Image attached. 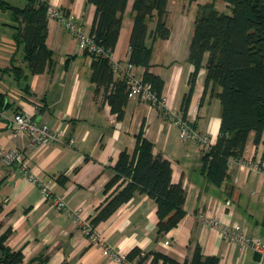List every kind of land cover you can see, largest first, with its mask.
Returning <instances> with one entry per match:
<instances>
[{"label": "crops", "instance_id": "0c3cea01", "mask_svg": "<svg viewBox=\"0 0 264 264\" xmlns=\"http://www.w3.org/2000/svg\"><path fill=\"white\" fill-rule=\"evenodd\" d=\"M46 3L90 32L95 6L88 0ZM198 4L202 3L168 0L165 22L170 35L152 43L149 72L163 81V106L127 97L118 117L103 99L104 88L96 90L90 81L91 57L78 50L76 40L56 19L47 20L45 41L53 61L43 73L30 75L22 47L14 38L17 24L10 9L24 7L26 0H0V237L6 234L5 247L22 251V264H38L42 258L44 264H122L106 256L105 247L120 257L138 247L183 263L191 259L195 246L204 257H217L218 264H264L250 248L222 238L210 224L215 220L220 226H237L250 238L264 234V130L257 144L255 132L248 133L242 156L229 160L224 181L215 187L202 170L203 146L182 140L176 124L183 119L197 134L208 137L210 146L217 141L220 105L209 91L203 96L204 69L198 72L186 110L183 106L194 71L188 53ZM131 28L128 7L110 55L112 62L124 65L128 61ZM147 42L151 44L149 38ZM12 64L24 69L21 78L10 73ZM133 73L142 77L143 69L135 67ZM122 76L119 73L114 79ZM18 112L61 131L62 143L40 146L25 134L14 136L12 118ZM141 129L153 155L170 162L172 183L182 184L185 214L171 230L158 234L155 201L136 192L94 227L92 240L82 224L103 205L112 168L120 152L133 153ZM69 140L74 141L72 146ZM9 152L21 153L28 172L50 183L55 197L64 201V209L42 200L39 187L16 164L6 162L4 155Z\"/></svg>", "mask_w": 264, "mask_h": 264}, {"label": "trees", "instance_id": "16d2710c", "mask_svg": "<svg viewBox=\"0 0 264 264\" xmlns=\"http://www.w3.org/2000/svg\"><path fill=\"white\" fill-rule=\"evenodd\" d=\"M221 1L229 13L215 8L214 3L218 0L197 5L188 53V62L194 66V71L189 81V92L183 101L186 110L198 72L204 69L203 96L209 91L210 98L217 99L220 105L217 141L207 149L202 148L201 160L203 173L215 187L224 181L229 160H238L242 156L248 133L255 132L257 144L264 130V0ZM88 2L95 6V16L87 34L102 52L83 54L92 59L90 81L96 90L104 88L103 99L111 111L121 117L127 100L128 77L122 73L121 78L114 79V75L119 73L113 72L110 55L117 44L128 7L132 28L126 63L143 69V83L149 84L157 99L161 100L163 81L150 73L149 68L152 43L170 35L165 22L168 0ZM47 6L46 2L26 0L22 8L10 7L13 22L17 24L14 26V38L22 47L30 75L43 73L53 61V53L45 45ZM6 71L8 69L2 72ZM9 71L19 79L24 69L12 64ZM25 91L29 94L28 88ZM1 99L0 107L3 106ZM186 124L194 130L193 125ZM112 172L104 188L105 201L90 220L92 229L107 220L136 192L146 193L155 201L158 234L171 230L184 216L185 191L182 184L172 183L170 162L161 155H153L152 144L144 137L142 129L136 136L133 153L120 152ZM5 237L6 234L0 237V264H22V251L5 247ZM123 259L132 264H218L219 261L217 257H204L199 246H195L191 259L183 263L160 252H144L138 247L131 249ZM44 262L45 258H42L38 264Z\"/></svg>", "mask_w": 264, "mask_h": 264}, {"label": "built area", "instance_id": "2783aa9c", "mask_svg": "<svg viewBox=\"0 0 264 264\" xmlns=\"http://www.w3.org/2000/svg\"><path fill=\"white\" fill-rule=\"evenodd\" d=\"M38 1L46 2V0ZM46 15L48 19H56L57 21L62 23L66 31H68V33L76 40L77 48L80 52H87L89 54H99L102 52V50L95 45L93 39L83 31L81 26L74 21H71L64 13H61L51 6H47ZM112 68L114 73H124L127 75V97L140 98L142 100L150 102L152 105H159L160 108L163 106L162 98L161 100L157 99L155 93H153L151 90V86L147 83H143L142 77L136 76L133 73V70L135 68L133 65L128 63L123 65L119 62L114 61L112 62ZM12 123L15 125L14 136L17 134H25L30 138V141L36 145L46 146L50 144L62 143L61 131L50 129L47 125L36 121L34 117L27 113H16L12 118ZM186 123L188 122L182 119H178L176 121V124L180 130L181 139H192L201 144L204 149H207L210 145L208 137H206L205 135L197 134ZM73 144V140L68 141L69 146H72ZM4 156L7 163L16 164L19 169L18 171H20V173L23 174L30 183L39 187L42 200L50 202L52 207L57 210H62L65 208L64 201L59 197H55V195L53 194L50 183L44 182L28 172L21 153L9 152ZM227 205L228 203H226V206ZM210 224L219 229V233L222 238L234 241L240 247L250 248L259 257V259H264V234L262 235V237L250 238L246 236L242 229L237 226H234L232 228L228 226H220L219 222L215 220H210ZM82 228L86 235L90 236L92 240L95 239L90 221H85L84 224H82ZM164 244L169 245V242L166 241ZM103 253L106 256L113 257L114 259H116V261L122 264H132L125 262L123 257H120L118 254L113 253V251H111L107 247L103 249Z\"/></svg>", "mask_w": 264, "mask_h": 264}, {"label": "rangeland", "instance_id": "374dc122", "mask_svg": "<svg viewBox=\"0 0 264 264\" xmlns=\"http://www.w3.org/2000/svg\"><path fill=\"white\" fill-rule=\"evenodd\" d=\"M199 1H200V3L204 4V3H207L211 0H199ZM214 5H215V8L218 9L220 12L224 11L226 13H229L227 7L225 6V3L222 2L221 0H218V2H215Z\"/></svg>", "mask_w": 264, "mask_h": 264}, {"label": "water", "instance_id": "95a60500", "mask_svg": "<svg viewBox=\"0 0 264 264\" xmlns=\"http://www.w3.org/2000/svg\"><path fill=\"white\" fill-rule=\"evenodd\" d=\"M263 233L261 232V235H262Z\"/></svg>", "mask_w": 264, "mask_h": 264}]
</instances>
